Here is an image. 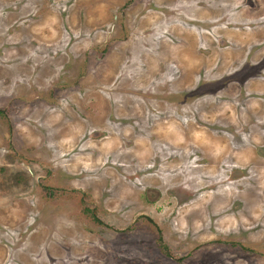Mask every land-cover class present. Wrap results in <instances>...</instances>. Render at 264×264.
I'll list each match as a JSON object with an SVG mask.
<instances>
[{"label":"rangeland","instance_id":"obj_1","mask_svg":"<svg viewBox=\"0 0 264 264\" xmlns=\"http://www.w3.org/2000/svg\"><path fill=\"white\" fill-rule=\"evenodd\" d=\"M0 264H264V0H0Z\"/></svg>","mask_w":264,"mask_h":264},{"label":"trees","instance_id":"obj_2","mask_svg":"<svg viewBox=\"0 0 264 264\" xmlns=\"http://www.w3.org/2000/svg\"><path fill=\"white\" fill-rule=\"evenodd\" d=\"M88 213L90 212L89 210H86ZM93 218L95 219V221L99 222L100 220L97 219L96 215L93 216Z\"/></svg>","mask_w":264,"mask_h":264}]
</instances>
